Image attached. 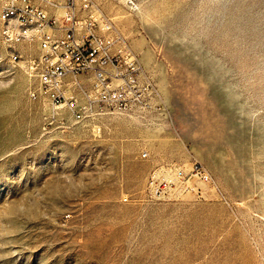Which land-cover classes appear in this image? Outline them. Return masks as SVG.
Masks as SVG:
<instances>
[{
  "label": "rangeland",
  "instance_id": "rangeland-1",
  "mask_svg": "<svg viewBox=\"0 0 264 264\" xmlns=\"http://www.w3.org/2000/svg\"><path fill=\"white\" fill-rule=\"evenodd\" d=\"M93 1L149 106L53 118L0 23V264H264V0ZM195 162L217 190L147 196Z\"/></svg>",
  "mask_w": 264,
  "mask_h": 264
},
{
  "label": "built area",
  "instance_id": "built-area-1",
  "mask_svg": "<svg viewBox=\"0 0 264 264\" xmlns=\"http://www.w3.org/2000/svg\"><path fill=\"white\" fill-rule=\"evenodd\" d=\"M1 3V39L8 61L25 63L34 84L30 99L49 102L53 118L66 111L80 123L106 109L124 112L149 106L151 85L140 80L144 71L137 55L93 0ZM22 46L37 53L24 59ZM197 183L217 190L212 175L197 162L188 171L176 164L162 166L151 175L147 196L202 198L207 191Z\"/></svg>",
  "mask_w": 264,
  "mask_h": 264
},
{
  "label": "bare ground",
  "instance_id": "bare-ground-1",
  "mask_svg": "<svg viewBox=\"0 0 264 264\" xmlns=\"http://www.w3.org/2000/svg\"><path fill=\"white\" fill-rule=\"evenodd\" d=\"M12 63H14V61H11ZM15 64V63H14Z\"/></svg>",
  "mask_w": 264,
  "mask_h": 264
}]
</instances>
